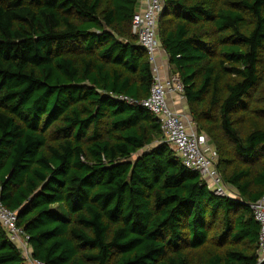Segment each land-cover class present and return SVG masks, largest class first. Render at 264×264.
I'll use <instances>...</instances> for the list:
<instances>
[{
    "label": "trees",
    "instance_id": "1",
    "mask_svg": "<svg viewBox=\"0 0 264 264\" xmlns=\"http://www.w3.org/2000/svg\"><path fill=\"white\" fill-rule=\"evenodd\" d=\"M163 1L160 46L233 196L138 103L153 81L131 31L139 0H0V200L33 259L264 264L250 209L264 197V0ZM0 264H28L1 224Z\"/></svg>",
    "mask_w": 264,
    "mask_h": 264
},
{
    "label": "built area",
    "instance_id": "2",
    "mask_svg": "<svg viewBox=\"0 0 264 264\" xmlns=\"http://www.w3.org/2000/svg\"><path fill=\"white\" fill-rule=\"evenodd\" d=\"M163 6V0H139V9L131 19V31L146 50L153 67L149 95L138 103L158 117L165 142L185 167L196 171L201 179L206 180L216 195L232 196L230 187L224 183L216 167L217 154L207 145L206 136L196 131L190 117L173 111L168 104L167 96L170 93H177L183 98L184 87L179 78L170 72L168 64L165 67L166 73L161 74V67L156 61L160 48L158 22ZM119 99L134 102L124 96H119ZM250 209L260 225L257 250V260L260 263L264 261V197L251 203ZM16 223L17 212L4 206L0 200V224L7 232L9 240L20 249L28 264H45L33 259L28 243L29 236Z\"/></svg>",
    "mask_w": 264,
    "mask_h": 264
},
{
    "label": "crops",
    "instance_id": "3",
    "mask_svg": "<svg viewBox=\"0 0 264 264\" xmlns=\"http://www.w3.org/2000/svg\"><path fill=\"white\" fill-rule=\"evenodd\" d=\"M157 59H158V62L160 63L159 65L161 67V74L166 73L165 67L168 64V62H167L168 59H167V55H166L165 51L162 49L161 46H160V50L158 51V58ZM167 101H168L170 108L173 111H175L177 113H183L184 115L189 117V114L187 112V104H186V101L184 98H181L177 93H170L167 96ZM194 127H195V125H194ZM207 142H208V140H207ZM208 146L210 147L211 150L214 149L212 144H210Z\"/></svg>",
    "mask_w": 264,
    "mask_h": 264
},
{
    "label": "rangeland",
    "instance_id": "4",
    "mask_svg": "<svg viewBox=\"0 0 264 264\" xmlns=\"http://www.w3.org/2000/svg\"><path fill=\"white\" fill-rule=\"evenodd\" d=\"M159 50H160V48H159ZM157 58H158V55H157V57H156V61H157L158 64H160V63L158 62V59H157ZM189 117H190V115H189ZM190 119H191V117H190ZM191 120H192V119H191ZM193 123H194V122H193ZM194 125H195V123H194ZM205 136H206V135H205ZM206 139L209 141V138H208L207 136H206Z\"/></svg>",
    "mask_w": 264,
    "mask_h": 264
}]
</instances>
